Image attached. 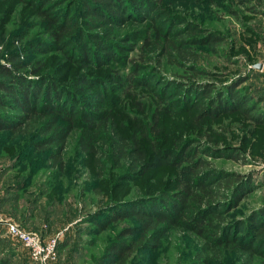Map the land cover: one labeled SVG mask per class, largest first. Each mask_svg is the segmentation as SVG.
Instances as JSON below:
<instances>
[{
	"label": "trees",
	"instance_id": "trees-1",
	"mask_svg": "<svg viewBox=\"0 0 264 264\" xmlns=\"http://www.w3.org/2000/svg\"><path fill=\"white\" fill-rule=\"evenodd\" d=\"M19 1L33 9L46 37L24 48L25 52H59L64 56L62 63L72 65L79 73L66 81L65 76L64 80L59 76V68L42 72L46 69L43 62L22 60L24 51L13 50L6 54L4 44L8 30L2 24L13 17L9 12L0 13V134L7 133L12 138L30 136V147L37 153H47L50 161L58 165L69 136L79 129L78 146L94 156L97 169L100 165L97 143L100 141L105 145L115 143L120 157L117 162L127 161L128 170H131L127 175L134 179L152 170H174L176 189L168 191L166 196L138 198L125 204L123 209L113 212L118 213L117 218L107 220L106 224L99 225L97 216H93L92 223L98 225L99 231L115 220L134 218L138 221V225L119 233L100 264H128L133 255L150 249L148 241L159 242L173 228L198 236L204 246L212 250H232L248 256L250 262L259 257L264 264V205L246 220L227 221L232 211L251 193V178L219 170L207 159L236 160L241 149H211L203 142L207 141L204 137L211 130L208 120L238 114L255 125H264V114H254L255 104H249L252 99L238 90L243 80L223 87L214 81L167 82L148 64L152 58L145 57L158 49L157 53L172 64H181V60L186 59L197 62L198 55L190 50L192 46H215L222 43L223 38L173 14L165 0ZM196 1L210 3L215 0ZM128 22L147 25L142 30L143 35L138 36L142 41L139 59L124 54L134 51L133 47L114 41L109 30L102 32L109 25L120 27ZM4 58L6 62H2ZM115 62L130 68L120 69L113 65ZM192 69L197 74H205L196 67ZM31 74L37 78L30 79ZM153 81L162 85L161 90L150 85ZM107 83L129 95L132 89L151 90L159 103L154 108L150 128L143 124L141 131L131 130L128 136H123L117 124L111 127V117L106 118V112L97 109L101 93H107L104 89ZM89 88L97 92L80 94ZM132 105L139 112L145 111L143 102L136 100ZM183 113L190 115V126L195 128L197 136L185 137L177 133L167 140L171 146H163L166 140L160 117ZM110 131L113 135L108 137ZM209 262L205 259V264ZM0 264L14 263L2 258Z\"/></svg>",
	"mask_w": 264,
	"mask_h": 264
},
{
	"label": "rangeland",
	"instance_id": "rangeland-1",
	"mask_svg": "<svg viewBox=\"0 0 264 264\" xmlns=\"http://www.w3.org/2000/svg\"><path fill=\"white\" fill-rule=\"evenodd\" d=\"M165 4L173 14L209 33L218 34L223 41L215 46H192L190 50L198 55L197 62L186 59L181 60V64H172L157 53L158 49L150 51L145 57L152 58L148 64L162 80L183 84L214 81L222 87L243 80L238 90L252 99L249 104H255L254 114H264V0H215L210 3L165 0ZM3 12H9L13 17L7 24H2L8 30L4 44L8 51L6 54L13 50L24 51L22 60L43 62L46 69L42 72L59 68V76L63 80L65 76L66 81H71L70 78L79 73L72 65L62 63L64 56L59 52H25L24 48L36 40L38 43L46 40L39 25L40 19L35 17L29 5L17 0H0V13ZM146 26L128 22L120 27L109 25L102 32L109 30L114 41L133 47L134 51L124 54L136 59L142 46L138 36L143 35L142 30ZM4 61H7L6 58ZM120 64L113 63L120 69L129 70V65ZM258 64H262L261 69L256 68ZM193 67L205 74H197ZM34 75L29 78H37ZM158 83L153 81L150 85L159 91L162 85ZM104 89L107 93H101L97 109L106 112V118L111 117V127L113 123L117 124L123 136H128L131 130L141 131L143 124H148L150 128L154 121V108L159 103L150 89H132V95L112 83H107ZM83 92L80 94L97 91L89 88ZM136 100L144 103V112L134 108L132 103ZM189 116L183 113L160 117L166 140L163 146H171L168 141L177 133H183L185 137L197 136L195 128L190 126ZM207 124L211 126L210 132H207L211 138L204 137L207 139L203 141L205 146L211 149H241L236 160L207 159L219 170L251 178V193L232 211L227 221L246 220L264 205V125H255L238 114H225L216 121L208 120ZM80 134L78 129L69 136L61 155V164L58 165L50 161L47 153H37L30 147V136L12 138L7 133L0 134L1 212L19 224H25L24 227L37 232L45 240L60 235L59 264H100L119 233L138 225V221L134 218L115 220L105 230L99 231L98 225L92 223L93 216H97L99 225L106 224L117 218L118 213L113 212L123 209L125 204L138 198L166 196L168 191L176 189L174 170L170 168L149 171L140 179L127 175V171L131 172L128 170L130 166L124 160L117 162L120 157L115 143H97V158L100 161L97 169L94 156L78 146ZM112 135L110 131L108 137ZM147 244L150 249L133 255L128 264H205V259L210 260L209 264L262 263L259 257L250 262L248 256L232 250H212L208 245L204 246L201 238L179 228L169 229L159 242L148 241ZM2 258H8L14 264H33L27 250L0 229Z\"/></svg>",
	"mask_w": 264,
	"mask_h": 264
},
{
	"label": "built area",
	"instance_id": "built-area-1",
	"mask_svg": "<svg viewBox=\"0 0 264 264\" xmlns=\"http://www.w3.org/2000/svg\"><path fill=\"white\" fill-rule=\"evenodd\" d=\"M0 229L16 240L27 250L33 264H59L60 235L49 240L37 232L30 231L12 217L5 216L0 209Z\"/></svg>",
	"mask_w": 264,
	"mask_h": 264
},
{
	"label": "water",
	"instance_id": "water-1",
	"mask_svg": "<svg viewBox=\"0 0 264 264\" xmlns=\"http://www.w3.org/2000/svg\"><path fill=\"white\" fill-rule=\"evenodd\" d=\"M256 68H257V69H261V68H262V64H258V65L256 66Z\"/></svg>",
	"mask_w": 264,
	"mask_h": 264
}]
</instances>
